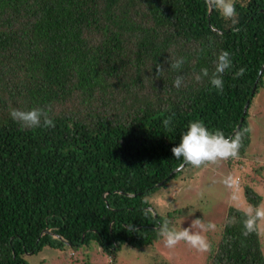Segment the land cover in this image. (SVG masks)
Returning a JSON list of instances; mask_svg holds the SVG:
<instances>
[{
  "label": "trees",
  "instance_id": "16d2710c",
  "mask_svg": "<svg viewBox=\"0 0 264 264\" xmlns=\"http://www.w3.org/2000/svg\"><path fill=\"white\" fill-rule=\"evenodd\" d=\"M235 2L232 25L206 0H0V264H45L29 256L94 246L115 264L121 247L161 239V224L177 217L148 197L194 168L171 151L192 121L243 133L239 158L226 160L237 169L264 90V0ZM222 51L232 67L218 93L194 77L211 75ZM48 107L55 127L22 130L10 116ZM243 189L259 206L261 195ZM243 219L228 209L205 264H264L260 227L244 235Z\"/></svg>",
  "mask_w": 264,
  "mask_h": 264
},
{
  "label": "rangeland",
  "instance_id": "374dc122",
  "mask_svg": "<svg viewBox=\"0 0 264 264\" xmlns=\"http://www.w3.org/2000/svg\"><path fill=\"white\" fill-rule=\"evenodd\" d=\"M248 123L252 141L239 165H233L237 169L230 168L226 161L199 169L190 168L180 178L168 182L148 197L153 207L161 213L172 211L177 217V228L188 227L196 218L215 223L216 230L206 233L208 240L214 242L223 228L228 209L234 207L240 210L248 206L244 186L260 194V205L264 204V90L253 98ZM229 177L231 181L226 182ZM178 209L180 213L177 215L174 211ZM260 232L264 251V223L260 225ZM85 250L56 251L45 247L39 254L29 256V261L37 263L44 259L45 264H114L111 258L96 252L95 246ZM116 253L115 264H158L155 258L166 264H205L207 252H198L183 242L170 249L161 238L141 249L123 246Z\"/></svg>",
  "mask_w": 264,
  "mask_h": 264
},
{
  "label": "clouds",
  "instance_id": "9594fccd",
  "mask_svg": "<svg viewBox=\"0 0 264 264\" xmlns=\"http://www.w3.org/2000/svg\"><path fill=\"white\" fill-rule=\"evenodd\" d=\"M206 3L213 9L217 10L226 20L231 21L232 25L238 23V13L236 10L235 0H206ZM239 31V29H234ZM184 57L175 59L170 63L172 70H180L185 63ZM232 60L230 53L222 51L216 59L215 69L209 75L207 68H202L200 73L195 74V81L200 82L205 77L209 79V83L218 93H222L224 88L223 75L231 69ZM158 75L163 72L161 65L156 66ZM244 68H240L233 75V79L243 76ZM174 87L179 89L184 84V77L178 75L174 82ZM51 107L32 108L24 111L16 108L10 110V116L14 121L21 125V129H36L55 127L53 119L50 117ZM171 123V117L164 120L165 126ZM247 131V130H245ZM243 133L237 132L232 137H226L220 130L214 132L209 131L203 121H192L188 125L187 131L181 136L179 143L174 146L171 151L176 159H183L185 164H190L194 168H201L205 165L218 164L221 161L229 159H238L240 149L242 147ZM231 177L226 182L231 181ZM242 211L244 235H248L256 231L261 223H264V204L260 206L248 205ZM235 222V217L229 219L228 223ZM216 224L203 219L196 218L192 220L188 227L177 228L169 220H164L161 224L158 235L163 239L167 248H175L181 242L187 244L198 252L204 253L211 250V243L206 233L216 230Z\"/></svg>",
  "mask_w": 264,
  "mask_h": 264
},
{
  "label": "water",
  "instance_id": "95a60500",
  "mask_svg": "<svg viewBox=\"0 0 264 264\" xmlns=\"http://www.w3.org/2000/svg\"><path fill=\"white\" fill-rule=\"evenodd\" d=\"M209 12H211V7H210V9H209ZM264 65V64H263ZM261 72V71H260ZM255 87H256V83H255V85L253 86V89H252V91H254L255 90ZM247 106H248V103H245V105H244V108H243V115L245 114V112H246V109H247ZM243 118L241 117L240 118V120L239 121H241ZM240 126L238 125V127L237 128H239ZM184 166V163L183 164H181L179 167H177V169L176 170H174L172 173H175V172H177V170H179V169H181L182 167ZM153 210V209H152ZM154 211V210H153Z\"/></svg>",
  "mask_w": 264,
  "mask_h": 264
}]
</instances>
